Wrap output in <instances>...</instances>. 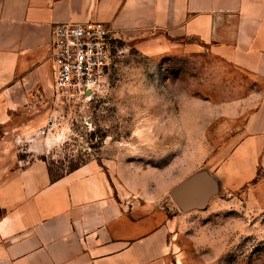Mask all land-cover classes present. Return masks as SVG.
<instances>
[{
	"label": "rangeland",
	"instance_id": "obj_1",
	"mask_svg": "<svg viewBox=\"0 0 264 264\" xmlns=\"http://www.w3.org/2000/svg\"><path fill=\"white\" fill-rule=\"evenodd\" d=\"M152 37L116 36L103 93L69 104L52 87L35 115L12 116L8 137L53 179L92 165L129 189L124 200L164 208L177 264H264V136L245 132L264 81L211 45ZM189 184L207 201L182 211L172 192Z\"/></svg>",
	"mask_w": 264,
	"mask_h": 264
},
{
	"label": "crops",
	"instance_id": "obj_2",
	"mask_svg": "<svg viewBox=\"0 0 264 264\" xmlns=\"http://www.w3.org/2000/svg\"><path fill=\"white\" fill-rule=\"evenodd\" d=\"M85 21L143 45L157 32L211 45L264 81V0H0V264H177L164 208L124 200L92 165L53 179L8 137L15 113L50 97L53 28ZM245 132L264 136V89Z\"/></svg>",
	"mask_w": 264,
	"mask_h": 264
},
{
	"label": "built area",
	"instance_id": "obj_3",
	"mask_svg": "<svg viewBox=\"0 0 264 264\" xmlns=\"http://www.w3.org/2000/svg\"><path fill=\"white\" fill-rule=\"evenodd\" d=\"M111 25L100 21L57 24L51 34L53 89L56 97L91 102L107 87L112 70ZM45 135L46 130L39 132Z\"/></svg>",
	"mask_w": 264,
	"mask_h": 264
},
{
	"label": "water",
	"instance_id": "obj_4",
	"mask_svg": "<svg viewBox=\"0 0 264 264\" xmlns=\"http://www.w3.org/2000/svg\"><path fill=\"white\" fill-rule=\"evenodd\" d=\"M172 196L182 211L205 206L207 197L198 185H184L176 188Z\"/></svg>",
	"mask_w": 264,
	"mask_h": 264
},
{
	"label": "trees",
	"instance_id": "obj_5",
	"mask_svg": "<svg viewBox=\"0 0 264 264\" xmlns=\"http://www.w3.org/2000/svg\"><path fill=\"white\" fill-rule=\"evenodd\" d=\"M49 170H50V173H51V169H50V167H49ZM51 176H52V173H51Z\"/></svg>",
	"mask_w": 264,
	"mask_h": 264
}]
</instances>
